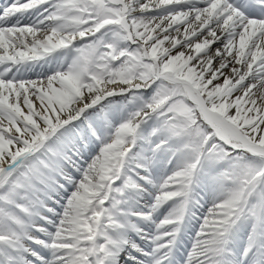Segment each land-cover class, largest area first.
<instances>
[{
    "label": "snow or ice",
    "instance_id": "snow-or-ice-1",
    "mask_svg": "<svg viewBox=\"0 0 264 264\" xmlns=\"http://www.w3.org/2000/svg\"><path fill=\"white\" fill-rule=\"evenodd\" d=\"M0 264H264V0H0Z\"/></svg>",
    "mask_w": 264,
    "mask_h": 264
}]
</instances>
